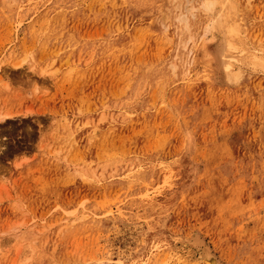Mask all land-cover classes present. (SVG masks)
Wrapping results in <instances>:
<instances>
[{
    "label": "rangeland",
    "instance_id": "obj_1",
    "mask_svg": "<svg viewBox=\"0 0 264 264\" xmlns=\"http://www.w3.org/2000/svg\"><path fill=\"white\" fill-rule=\"evenodd\" d=\"M226 2L0 0V264H264V0Z\"/></svg>",
    "mask_w": 264,
    "mask_h": 264
},
{
    "label": "bare ground",
    "instance_id": "obj_2",
    "mask_svg": "<svg viewBox=\"0 0 264 264\" xmlns=\"http://www.w3.org/2000/svg\"><path fill=\"white\" fill-rule=\"evenodd\" d=\"M204 2H205V0H204ZM208 2L210 3L209 4V6H210V8H209V6L207 5V7L208 8H204L205 10L206 9H208V10H210L211 9V7H213L214 6V3H216V0H209V1H207L206 0V3L208 4ZM233 2H235V0H228V2H226V3H229L230 5H233ZM206 3H204V4H206ZM236 5V4H235ZM227 8H228V6H226ZM233 7H234V5H233ZM223 8V7H222ZM228 9H230V8H228ZM233 9H235V8H233ZM237 9V8H236ZM236 9H235V11H236ZM179 11V10H178ZM183 11V10H182ZM223 11V10H222ZM229 11V10H228ZM231 11H233V10H231ZM180 12V11H179ZM205 12H207V11H205ZM208 13V12H207ZM222 13V12H221ZM179 14V13H178ZM219 14H220V12H219ZM183 15H185V14H183ZM181 17H179L182 21H187L186 19H183V16L182 15H180ZM177 17H178V15H177ZM184 17H186V16H184ZM231 18H230V14L229 13H225V14H221L220 16H219V19L217 20L218 21V23H220V25L221 26H228V28H229V26H230V23H229V20H230ZM216 22V21H215ZM214 25V24H213ZM216 26V25H215ZM228 60V59H227ZM16 66V65H15ZM174 66V65H173ZM18 67V66H17ZM16 67V68H17ZM172 69H175L174 67H172ZM12 116V115H11ZM12 118V117H11ZM9 119V114H0V123H4L5 121H7ZM10 120V119H9ZM203 248H204V246H203ZM202 248V249H203ZM203 251V250H202ZM205 253L204 254H202L201 253V255L202 256H200L201 258H202V260L201 261H203V262H201L202 264H221V262L216 258V256L210 251V250H207V251H204ZM108 264H110V262L108 263Z\"/></svg>",
    "mask_w": 264,
    "mask_h": 264
}]
</instances>
